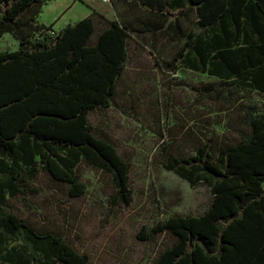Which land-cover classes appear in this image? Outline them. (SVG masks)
I'll return each mask as SVG.
<instances>
[{"label": "trees", "instance_id": "obj_1", "mask_svg": "<svg viewBox=\"0 0 264 264\" xmlns=\"http://www.w3.org/2000/svg\"><path fill=\"white\" fill-rule=\"evenodd\" d=\"M140 1L148 14L138 28L93 10L54 31L37 22L46 0H0V38L8 33L18 43L0 52V264L88 263L85 254L36 230L7 205L17 195L38 194L29 184L38 166L66 184L71 198L85 192L76 175L80 163L111 171L118 197L131 203L129 163L88 123L92 111L110 107L130 37L161 31L183 37L176 59L219 80L203 97L264 94V0ZM181 18L193 19L200 31L184 34ZM242 122L249 133L214 156L204 144L193 156L167 158V171L191 187L206 185L212 200L199 216H172L140 229L139 240L163 233L175 238L152 264H264V106L245 107Z\"/></svg>", "mask_w": 264, "mask_h": 264}, {"label": "rangeland", "instance_id": "obj_2", "mask_svg": "<svg viewBox=\"0 0 264 264\" xmlns=\"http://www.w3.org/2000/svg\"><path fill=\"white\" fill-rule=\"evenodd\" d=\"M84 1L105 20L124 18L135 28L148 14L140 0L77 3ZM169 15L174 20L177 12ZM180 24L184 34L190 29L200 31L193 19L181 18ZM182 38L166 31L130 37L110 107L88 115L94 135L107 139L129 163V205L118 197L111 171L85 163L76 168L85 186L78 198L69 197L67 185L52 180L38 166L29 179L38 194L25 196L26 200L21 195L8 199L14 214L40 232L61 237L88 257L87 264H152L175 238L163 233L152 240H139L140 229L172 216H199L212 200L206 185L191 187L167 171V158L193 156L204 144L216 155L236 144L242 133H249L242 122L244 108L264 106V94L256 91H238L230 101L203 97L204 88L219 80L194 72L176 59ZM17 47L10 34L0 38V52Z\"/></svg>", "mask_w": 264, "mask_h": 264}, {"label": "crops", "instance_id": "obj_3", "mask_svg": "<svg viewBox=\"0 0 264 264\" xmlns=\"http://www.w3.org/2000/svg\"><path fill=\"white\" fill-rule=\"evenodd\" d=\"M77 1L79 2L80 0H46L37 17V22L45 26L51 25L54 30L59 31L67 25H73L89 17L92 11L95 10L87 1H84V3H82L83 5L78 4ZM111 20H113V18L110 17L109 21ZM98 31L99 29L96 31V34ZM93 42L94 40H92V43Z\"/></svg>", "mask_w": 264, "mask_h": 264}, {"label": "built area", "instance_id": "obj_4", "mask_svg": "<svg viewBox=\"0 0 264 264\" xmlns=\"http://www.w3.org/2000/svg\"><path fill=\"white\" fill-rule=\"evenodd\" d=\"M103 2H109V0H103ZM49 34L53 35L54 32L53 31H49Z\"/></svg>", "mask_w": 264, "mask_h": 264}]
</instances>
